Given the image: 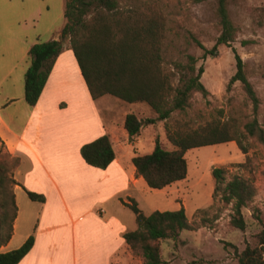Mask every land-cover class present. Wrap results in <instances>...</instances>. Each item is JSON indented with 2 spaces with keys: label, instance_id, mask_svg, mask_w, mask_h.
<instances>
[{
  "label": "rangeland",
  "instance_id": "rangeland-1",
  "mask_svg": "<svg viewBox=\"0 0 264 264\" xmlns=\"http://www.w3.org/2000/svg\"><path fill=\"white\" fill-rule=\"evenodd\" d=\"M134 1L119 0V5L122 8L128 7ZM138 1L153 3L165 16L161 56L164 70L175 75L172 84L176 85L177 82L175 64L185 65L187 57L193 56L196 68L202 66L200 81L207 93H194L184 111L174 110L165 120L156 119V113L145 103H127L111 95L98 98L97 106L101 115L116 138L113 148L117 157L125 154V160L129 162L135 155L149 153L156 141L165 149L173 150V145L166 137L167 130L187 131L216 119H234L238 129L242 130L244 123L255 118L264 130V0H228L229 16L237 28L235 41L229 46L219 45L214 55L204 58L203 50L195 40L206 49H211L215 43L219 33L215 0ZM38 5L41 12L40 17H34L38 20L35 29L31 27V18L27 19L29 34L37 36L39 42L54 39L64 23V0H38ZM26 14H29V10ZM65 43L67 44V40ZM234 54L241 58L245 75L258 98L256 109L239 82L228 86L229 79L235 72ZM127 113H134L142 125L139 133L124 143L123 134L126 136V133L122 126ZM150 119L153 122L149 123ZM242 141L246 152H242L235 141L187 150L184 153L187 163L186 178L163 189H150L142 178L132 182L133 196H129L127 201L135 200L144 215L154 210L174 211L183 207L187 219L197 227L193 231H181L176 241L160 240V256L166 264H239L238 256L246 246L253 248L259 245L258 236L264 224V142L252 137L243 138ZM20 164L18 158L5 153L0 142V169L7 177L8 193L13 192L15 185L20 184L22 173L25 172V165L22 164L21 175L17 173L16 169ZM130 166L133 167L131 162ZM214 168L221 169L224 177L223 182L217 183L216 190V182L212 176ZM233 175L249 180L255 189L252 201L242 208L246 224L244 230L229 224L231 203H224L220 198L224 183ZM135 177L138 178L136 175ZM110 179L113 180V176ZM124 182L123 180L122 184ZM124 190L121 192L122 196L128 194ZM111 191L110 185L97 187L94 195L89 198L83 185L76 193V200L80 205H86L82 212L89 207L92 216L97 219L110 214L118 217L121 215L126 224L125 231L136 229L134 214L127 206L122 208L117 198L109 197ZM21 196L27 200L23 193H17L22 215L10 246H15L21 238V220L25 212ZM104 196L108 197L103 202ZM100 209L105 213L98 214ZM85 221H89L88 218ZM99 226V223L95 225ZM96 252L93 250L92 253ZM132 255L136 260H143L140 253ZM95 256H98V252ZM135 259H130L121 249L109 258V263L139 264Z\"/></svg>",
  "mask_w": 264,
  "mask_h": 264
},
{
  "label": "trees",
  "instance_id": "trees-1",
  "mask_svg": "<svg viewBox=\"0 0 264 264\" xmlns=\"http://www.w3.org/2000/svg\"><path fill=\"white\" fill-rule=\"evenodd\" d=\"M215 2L219 33L211 49L195 40L203 50L202 58L214 55L219 45L229 46L237 34L229 16L228 0ZM63 19L64 23L57 32L58 39L34 43L27 51L28 66L23 87L24 100L29 106L36 104L66 40L93 100L111 95L127 103H145L156 113V119L165 120L174 110L184 111L194 93H207L200 81L202 66L196 68L193 56L187 57L185 65L175 64L177 82L172 84L175 75L164 70L161 56L166 19L153 3L135 0L122 8L119 0H64ZM234 58L235 72L228 86L239 82L256 109L258 98L245 75L243 62L238 54H234ZM141 125L134 113L124 116L123 129L129 139L139 133ZM166 137L173 150L165 149L156 141L149 153L131 158L136 175L150 189L160 190L186 178L184 153L187 150L235 141L239 149L246 152L243 138L252 137L263 143L264 130L255 118L244 123L242 130L238 129L234 119H216L187 131L167 130ZM79 153L87 165L99 169H105L114 159L107 133L83 144ZM212 176L216 190L217 183L224 181L223 171L214 168ZM6 179L0 169V246L11 238L16 217L14 193L7 192ZM26 194L32 201H44L41 194L30 191ZM254 194L252 183L238 175L224 183L220 198L224 203H231L229 224L232 227L245 229L242 208L252 201ZM122 203L132 211L137 225L122 237L132 253L141 254L143 264H166L160 256V240L176 241L181 231L197 228L187 219L183 207L174 211L154 210L144 215L135 200ZM33 242V235H30L18 248L0 252V264H18ZM258 243L253 248L245 247L238 256L239 264H264V224Z\"/></svg>",
  "mask_w": 264,
  "mask_h": 264
},
{
  "label": "crops",
  "instance_id": "crops-1",
  "mask_svg": "<svg viewBox=\"0 0 264 264\" xmlns=\"http://www.w3.org/2000/svg\"><path fill=\"white\" fill-rule=\"evenodd\" d=\"M40 12L38 0H0V142L5 153L19 159L18 174L22 173L21 165H25L20 184L13 190L16 217L12 235L0 246V252L18 248L33 235L31 249L18 264H77L78 260L79 264H110L109 258L121 249L133 260L122 237L127 232L122 216L110 214L97 219L89 207L82 212L86 205L76 200L83 185L89 198L97 187L110 185L109 197L117 198L118 204L127 208L122 202L133 196L132 182L141 177L136 179L135 169L130 166L131 160H125V154L117 157L113 148L116 138L101 115L98 99L91 98L66 43L36 104L29 106L24 100L27 51L39 42L37 36L29 34L27 19L31 18L35 29L38 20L34 17H40ZM53 38L58 39V34ZM105 133L110 137L113 161L105 169L87 165L80 156V147ZM123 135L125 143L128 135ZM123 189L129 195L122 196ZM26 191L43 195L44 201L30 200ZM18 192L27 200L21 196L25 207L21 238L10 246L22 215ZM107 197H102V201ZM104 213L103 209L98 211L100 215ZM87 218L89 221H85ZM97 223L101 226L95 227ZM136 261L143 264V260Z\"/></svg>",
  "mask_w": 264,
  "mask_h": 264
}]
</instances>
